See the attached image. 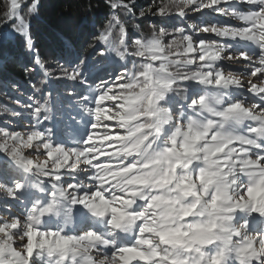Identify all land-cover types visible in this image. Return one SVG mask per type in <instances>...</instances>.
I'll use <instances>...</instances> for the list:
<instances>
[{
  "label": "snow or ice",
  "instance_id": "obj_1",
  "mask_svg": "<svg viewBox=\"0 0 264 264\" xmlns=\"http://www.w3.org/2000/svg\"><path fill=\"white\" fill-rule=\"evenodd\" d=\"M24 3L3 40L22 37L45 79L11 113L27 131L0 127V264H264V0H159L132 35L113 15L103 76L67 39L49 72Z\"/></svg>",
  "mask_w": 264,
  "mask_h": 264
},
{
  "label": "trees",
  "instance_id": "obj_2",
  "mask_svg": "<svg viewBox=\"0 0 264 264\" xmlns=\"http://www.w3.org/2000/svg\"><path fill=\"white\" fill-rule=\"evenodd\" d=\"M24 3V0H21ZM112 0H40V8L38 15L29 16L28 6L32 0H26L22 8L21 14L25 15L26 20L31 22L32 38L39 49V59L45 65L46 69L53 75L57 73L55 67L58 63L64 64L61 59L63 54L64 41L71 40L77 50L82 55L89 58L94 64L98 75L103 76L105 71L111 73L113 68L99 54L102 45L96 44V36L104 30L107 21L113 15H118L129 29V34L147 33L151 30L152 25L158 24L157 17H150L145 20L139 18L140 11H146L159 0H135L136 12L135 17L129 16L126 10H113L109 7ZM9 0H0V18L7 10ZM191 20L192 24L199 19L196 16ZM2 23V19H0ZM198 23V22H197ZM200 23V21H199ZM173 26H181L178 19L171 21ZM168 27L173 31V27L169 25H159ZM5 29H0V127L5 123L11 124L13 130H18L20 121H28L29 119H14L11 116L13 111L20 112L21 107L26 103H30L29 99L32 95L30 84L40 87V81L45 79L43 72L36 65L35 58L30 54L25 55V49L21 48V38H12L9 41L3 40ZM112 40L118 41L119 27L112 29ZM93 46L96 50H93ZM24 64L28 65L30 71H25ZM110 78V77H108ZM14 85V87L12 86ZM39 99V97H36ZM63 101V97H61ZM19 101V105L17 104ZM5 108L8 112L5 113ZM47 126L53 127L54 131L62 134H70L71 129H65L56 117L52 123Z\"/></svg>",
  "mask_w": 264,
  "mask_h": 264
},
{
  "label": "rangeland",
  "instance_id": "obj_3",
  "mask_svg": "<svg viewBox=\"0 0 264 264\" xmlns=\"http://www.w3.org/2000/svg\"><path fill=\"white\" fill-rule=\"evenodd\" d=\"M189 16L190 17H192L191 19H187L186 20V23L187 24H192L191 22H189V21H191V20H194V16H196V14L195 13H189ZM198 19V18H197ZM198 22V23H197ZM194 24H197V25H199V26H203L202 24H200L199 23V21H196ZM20 125H23V127H20ZM30 125V123L28 122V121H20V123H19V127H17V131H27V129H28V126ZM26 154H31V155H35L34 153H30L29 151H27L26 150ZM7 214L6 213H4V212H2V211H0V216H6Z\"/></svg>",
  "mask_w": 264,
  "mask_h": 264
}]
</instances>
